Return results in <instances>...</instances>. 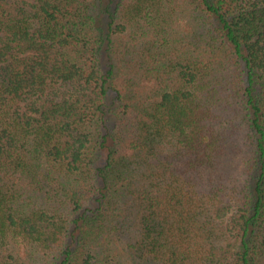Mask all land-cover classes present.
<instances>
[{"label":"trees","instance_id":"obj_1","mask_svg":"<svg viewBox=\"0 0 264 264\" xmlns=\"http://www.w3.org/2000/svg\"><path fill=\"white\" fill-rule=\"evenodd\" d=\"M0 264H264V0H0Z\"/></svg>","mask_w":264,"mask_h":264}]
</instances>
